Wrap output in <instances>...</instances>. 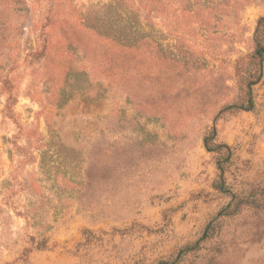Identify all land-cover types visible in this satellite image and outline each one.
I'll use <instances>...</instances> for the list:
<instances>
[{
  "label": "rangeland",
  "instance_id": "obj_1",
  "mask_svg": "<svg viewBox=\"0 0 264 264\" xmlns=\"http://www.w3.org/2000/svg\"><path fill=\"white\" fill-rule=\"evenodd\" d=\"M264 0H0V264H158L227 199L204 135L264 194ZM264 43V31H262ZM49 249H38L43 241ZM179 264H264V210Z\"/></svg>",
  "mask_w": 264,
  "mask_h": 264
},
{
  "label": "trees",
  "instance_id": "obj_2",
  "mask_svg": "<svg viewBox=\"0 0 264 264\" xmlns=\"http://www.w3.org/2000/svg\"><path fill=\"white\" fill-rule=\"evenodd\" d=\"M262 31H264V16L258 20V28L255 37V45L251 56V65L259 73L253 78H246L242 83L243 98L240 102L227 104L220 110L219 114L232 111L254 112L256 110V101L253 93V85L262 79V63L264 61V43L262 41ZM203 145L207 152L214 155L216 178L212 188L216 194L227 202L222 205L217 215L209 221L202 232V235L195 241L185 244L175 255H171L166 260H161L158 264H179L184 257L191 253L197 252L202 245L211 240L217 232L220 220L230 218L240 214L245 208L253 207L264 210V194L254 191L245 196L235 191V186L230 182L229 174L234 164L236 148L219 139L217 126H214L204 135ZM38 249L48 250V241H43L38 245Z\"/></svg>",
  "mask_w": 264,
  "mask_h": 264
}]
</instances>
